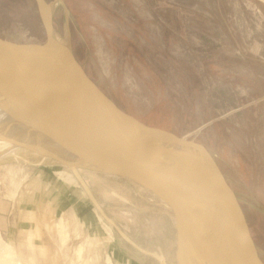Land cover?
<instances>
[{"label":"rangeland","instance_id":"1","mask_svg":"<svg viewBox=\"0 0 264 264\" xmlns=\"http://www.w3.org/2000/svg\"><path fill=\"white\" fill-rule=\"evenodd\" d=\"M45 1L55 35L122 111L208 150L264 262V0ZM0 38L45 40L34 0H0ZM4 148L0 191L37 177V200L86 208L83 229L58 219L56 264H177L173 214L153 194ZM0 264H20L1 238Z\"/></svg>","mask_w":264,"mask_h":264},{"label":"water","instance_id":"2","mask_svg":"<svg viewBox=\"0 0 264 264\" xmlns=\"http://www.w3.org/2000/svg\"><path fill=\"white\" fill-rule=\"evenodd\" d=\"M34 1L45 40L0 38V82L39 101L0 89V106L9 114L0 125V145L72 171L124 178L153 194L173 214L177 264H190L194 234L215 264H264L237 197L208 150L122 111L55 35L50 3Z\"/></svg>","mask_w":264,"mask_h":264},{"label":"crops","instance_id":"3","mask_svg":"<svg viewBox=\"0 0 264 264\" xmlns=\"http://www.w3.org/2000/svg\"><path fill=\"white\" fill-rule=\"evenodd\" d=\"M42 182L37 177L24 182L20 179L15 181L13 190L0 191V238L14 249L20 264H39L43 258H51L46 262L56 264L54 258L63 255L55 249V238L51 235L58 227V219H67L71 226L81 229L85 222L86 208L79 202L67 199L63 205L48 199L37 200V183ZM49 185L46 181L44 186Z\"/></svg>","mask_w":264,"mask_h":264},{"label":"bare ground","instance_id":"4","mask_svg":"<svg viewBox=\"0 0 264 264\" xmlns=\"http://www.w3.org/2000/svg\"><path fill=\"white\" fill-rule=\"evenodd\" d=\"M0 89L1 90L10 89L11 91L17 93L19 96L23 98H27L35 102L38 100V98H36L35 95H32L29 91L23 88L16 87L15 85L10 84L9 82L1 81ZM8 118H9V114L7 109L4 108L3 106H0V125L1 123H5ZM207 252H209V250H206V248H204L202 240L194 234L193 237H191L189 240L188 253L190 258V264H215V258L212 259L210 257L209 259H207L208 258L206 256Z\"/></svg>","mask_w":264,"mask_h":264}]
</instances>
